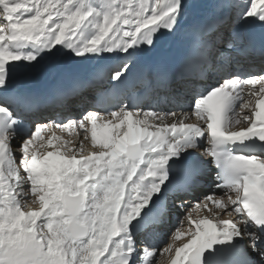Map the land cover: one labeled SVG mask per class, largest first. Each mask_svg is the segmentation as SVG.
Returning a JSON list of instances; mask_svg holds the SVG:
<instances>
[{
	"label": "snow or ice",
	"instance_id": "1",
	"mask_svg": "<svg viewBox=\"0 0 264 264\" xmlns=\"http://www.w3.org/2000/svg\"><path fill=\"white\" fill-rule=\"evenodd\" d=\"M189 7L0 0V264H264V67H236L239 55L264 59V0L231 26L215 16L186 25ZM178 34L186 48L170 61L162 42ZM49 61L53 72L102 62L55 94L56 105L81 108L118 63L116 102L29 126L37 97L13 81ZM213 73L219 82L200 90ZM141 87L177 107L134 103ZM209 179L213 190L189 204ZM176 208L184 214L164 231Z\"/></svg>",
	"mask_w": 264,
	"mask_h": 264
},
{
	"label": "bare ground",
	"instance_id": "2",
	"mask_svg": "<svg viewBox=\"0 0 264 264\" xmlns=\"http://www.w3.org/2000/svg\"><path fill=\"white\" fill-rule=\"evenodd\" d=\"M229 1L231 0H186V2L190 5L189 9H188V13L185 16V24H193L196 23L202 19H204L205 17H209V16H215L221 23H223L225 26H231L233 24L234 21H236L240 14L242 12H244L249 6L250 4H246L245 6V2H238V4H236L237 8V12L233 11H229L230 8L229 6H231V3L229 4ZM252 2H255V0H252ZM244 4V5H240V4ZM261 7V5H257V10L259 11V8ZM202 15V16H201ZM259 26H256L254 29L258 28ZM183 37L182 34H178L175 37H167L163 42H162V47L165 53L170 54L172 51H179L182 47H183ZM122 59V57H121ZM237 59L239 61L238 65H236L237 69L242 73V74H247V73H254L257 72L261 67H264V59H261L259 57H255V58H250L244 55H239L237 56ZM57 64L59 63L58 61H56ZM94 62H90L87 65H83V66H79L76 69H67L65 71L62 72H54L52 74H55L54 76H51L49 78L48 81H51L54 78H59V77H63L65 75H68L70 73H76V72H82L83 70L87 69L90 64H92ZM113 64L115 65V69L118 70L119 69V64L113 62ZM118 68V69H117ZM115 70V71H116ZM114 71V72H115ZM227 73L223 74L226 75ZM57 76V77H56ZM210 76H213L214 78L211 79L210 77H208L206 80L203 81H196V84L198 85V88L200 90H204L207 89L209 86L214 85L216 83L219 82L220 80V76L213 73ZM143 88H139L138 91H141ZM91 88L87 89L84 92V96L87 97V103L83 104V108H89L91 107L93 104H96L95 102V98L93 100V95H92ZM162 95V96H161ZM161 96V97H160ZM166 96V93H164L162 90L159 92V100L160 102L158 104H156V101L154 99V94L151 97V101L150 104L151 105H157L161 111H168L169 109H175L177 107V105H175L174 103H167L164 99V97ZM55 97V94L51 95L49 97L50 99V103H47L44 108L39 109L37 111H33V112H29L28 113V121L32 122L34 125L37 121H44L47 119H58V118H66L68 116H76L79 115L80 112L83 110V108L80 107L81 104V99H78L76 101L73 102V105L71 107H62V106H58L53 102V99ZM48 130H44L43 134H47ZM57 134L60 135V131L57 130ZM65 138H70L71 134L65 130L62 134ZM37 143H40V141H37ZM86 145V150L87 147L89 146V142H85ZM49 151L53 150L51 148L47 149ZM19 155V153H17V156ZM184 177L185 174L183 173H176V180L183 182L184 181ZM189 180V179H188ZM186 180V181H188ZM213 187L209 184V182L207 181L204 187H201L199 189H197L194 193V195L192 196V198L190 196L186 197L185 199L188 201L189 204L194 203L197 199H202L203 195L212 191ZM190 197V198H189ZM182 210L178 208V211L175 210L174 214H173V218L170 224H176V217L181 216ZM227 218V217H226ZM168 224L167 227L164 229V231H168L172 228V226ZM186 227L187 224L185 223ZM188 237H185L184 240L182 241H177L176 243L178 245H182L183 243L187 242ZM247 239V238H246Z\"/></svg>",
	"mask_w": 264,
	"mask_h": 264
},
{
	"label": "rangeland",
	"instance_id": "3",
	"mask_svg": "<svg viewBox=\"0 0 264 264\" xmlns=\"http://www.w3.org/2000/svg\"><path fill=\"white\" fill-rule=\"evenodd\" d=\"M240 1H242V2H245V6H246V4H251V1L252 0H231V1H229V4L231 3V11H233V13L234 12H236V13H238L236 10H237V7H236V4H238V2H240ZM240 4V3H239ZM240 5H244V4H240ZM243 13V12H242ZM208 182H209V184L213 187V181L211 180V179H209L208 180ZM193 196V195H192ZM192 196H190L191 198H192ZM189 197V198H190ZM184 213H181V216L183 215ZM202 215H203V213H202ZM172 221V220H171ZM172 227L175 225V224H170ZM184 227L186 228V225H184Z\"/></svg>",
	"mask_w": 264,
	"mask_h": 264
}]
</instances>
